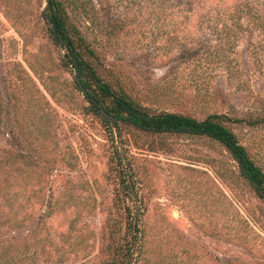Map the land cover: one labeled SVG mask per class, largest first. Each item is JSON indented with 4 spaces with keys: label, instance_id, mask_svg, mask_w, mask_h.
<instances>
[{
    "label": "rangeland",
    "instance_id": "obj_1",
    "mask_svg": "<svg viewBox=\"0 0 264 264\" xmlns=\"http://www.w3.org/2000/svg\"><path fill=\"white\" fill-rule=\"evenodd\" d=\"M62 1L115 90L150 113L228 116L264 172V0ZM46 6L0 0V264H264V200L226 148L108 131Z\"/></svg>",
    "mask_w": 264,
    "mask_h": 264
},
{
    "label": "trees",
    "instance_id": "obj_2",
    "mask_svg": "<svg viewBox=\"0 0 264 264\" xmlns=\"http://www.w3.org/2000/svg\"><path fill=\"white\" fill-rule=\"evenodd\" d=\"M43 19L55 45H61L66 54L63 66L74 74V85L83 94L88 110L99 117L110 132L120 131L123 126L151 134H180L207 137L220 143L237 162L240 173L253 188L256 195L264 200V172L255 164L247 149L226 122V115L213 114L204 120L176 114L150 113L147 108L131 99L124 92H118L106 82L91 57L93 52L78 32L70 25L62 0H47ZM260 24V22H259ZM264 24L259 27L264 31ZM139 222H130L132 239L128 251L140 233ZM132 256V252H129Z\"/></svg>",
    "mask_w": 264,
    "mask_h": 264
}]
</instances>
